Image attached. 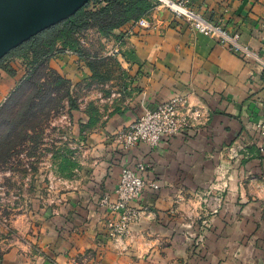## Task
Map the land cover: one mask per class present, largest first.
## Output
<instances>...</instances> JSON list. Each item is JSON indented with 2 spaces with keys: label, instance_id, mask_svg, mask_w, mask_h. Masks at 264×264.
<instances>
[{
  "label": "crops",
  "instance_id": "crops-1",
  "mask_svg": "<svg viewBox=\"0 0 264 264\" xmlns=\"http://www.w3.org/2000/svg\"><path fill=\"white\" fill-rule=\"evenodd\" d=\"M154 2L143 15L147 27L135 20L108 36L86 31V44L97 36L99 49H120L106 85L111 96L99 98L104 92L91 87L81 97L80 180L63 196L64 215L39 222L37 239L58 264H264V0L189 1L204 18L237 33L259 60L196 32ZM53 60L73 82L88 78L87 67L78 69L72 55ZM177 95L201 112L189 129L153 148H123L113 140L145 109ZM91 99L95 114L87 115ZM140 161L149 165L143 177L158 188L146 187L132 202L142 217L113 243L106 235L110 214L99 200H114L121 168ZM221 180L228 183L226 204L208 213L214 202L205 206L201 197Z\"/></svg>",
  "mask_w": 264,
  "mask_h": 264
},
{
  "label": "rangeland",
  "instance_id": "rangeland-1",
  "mask_svg": "<svg viewBox=\"0 0 264 264\" xmlns=\"http://www.w3.org/2000/svg\"><path fill=\"white\" fill-rule=\"evenodd\" d=\"M87 37L86 31L77 33L82 46L78 51L42 58L45 48L25 44L0 58V86L5 85L0 87V264H58L54 252L38 241L37 228L43 219L64 215L63 196L80 180L78 142L85 135L81 97L91 87L104 92L99 98L111 96L106 85L116 71L98 47L99 37H90L91 45ZM60 54L75 57L78 69L86 66L88 78L73 82L61 73L53 63ZM27 67L32 71L26 78ZM95 109L91 99L84 112L94 115ZM123 238L109 240L120 243Z\"/></svg>",
  "mask_w": 264,
  "mask_h": 264
},
{
  "label": "built area",
  "instance_id": "built-area-1",
  "mask_svg": "<svg viewBox=\"0 0 264 264\" xmlns=\"http://www.w3.org/2000/svg\"><path fill=\"white\" fill-rule=\"evenodd\" d=\"M163 7L169 9L176 17L184 18L190 26L198 33L205 36H212L220 44L226 45L230 50L242 53L245 57L259 60L256 54L244 48L238 39L237 33H230L220 25L214 24L204 18L199 12L189 7L190 0H156ZM139 27H147L144 16L135 21ZM82 42V40H81ZM66 52H68L66 50ZM118 45L105 51V55L115 58L119 55ZM264 70V64L261 62ZM201 117L199 108L188 102L187 97L182 95L173 96L166 100L155 102L154 106L145 109L135 120L126 127L118 129L112 135L113 140L123 148H131L139 143H145L153 148L157 146L163 137H174L189 129L193 122ZM260 128L264 134V121ZM264 152V145L260 147ZM237 155L236 150H230ZM148 164L140 161L134 166H124L121 168L119 181L115 189V199L110 200L107 195L102 198L101 205L109 211L107 220L108 238L121 239L130 232V225L138 222L143 213V209L132 205L137 200L146 187L157 189L158 185L154 181L146 180L143 173L147 170ZM228 183L221 180L218 186L211 187L202 195V203L208 207V213L217 212L219 208L226 204L228 194ZM214 190V191H213Z\"/></svg>",
  "mask_w": 264,
  "mask_h": 264
},
{
  "label": "trees",
  "instance_id": "trees-1",
  "mask_svg": "<svg viewBox=\"0 0 264 264\" xmlns=\"http://www.w3.org/2000/svg\"><path fill=\"white\" fill-rule=\"evenodd\" d=\"M154 5V0H89L69 17L42 30L18 47L35 44V47L45 48L42 58L67 49L78 51L82 46L76 38L77 33L95 29L99 35L108 36L114 29L146 15ZM42 58L37 59L35 65ZM84 60L90 62L87 57ZM28 71L26 78L31 75L32 69ZM57 80L63 79L58 76ZM90 122L92 118L89 117Z\"/></svg>",
  "mask_w": 264,
  "mask_h": 264
},
{
  "label": "water",
  "instance_id": "water-1",
  "mask_svg": "<svg viewBox=\"0 0 264 264\" xmlns=\"http://www.w3.org/2000/svg\"><path fill=\"white\" fill-rule=\"evenodd\" d=\"M89 0H0V58Z\"/></svg>",
  "mask_w": 264,
  "mask_h": 264
}]
</instances>
